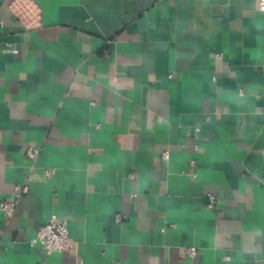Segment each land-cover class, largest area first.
I'll return each mask as SVG.
<instances>
[{"label":"crops","instance_id":"obj_1","mask_svg":"<svg viewBox=\"0 0 264 264\" xmlns=\"http://www.w3.org/2000/svg\"><path fill=\"white\" fill-rule=\"evenodd\" d=\"M16 184L0 264H264L259 0H0V202ZM52 215L73 246L46 254Z\"/></svg>","mask_w":264,"mask_h":264},{"label":"built area","instance_id":"obj_2","mask_svg":"<svg viewBox=\"0 0 264 264\" xmlns=\"http://www.w3.org/2000/svg\"><path fill=\"white\" fill-rule=\"evenodd\" d=\"M259 7L264 10V0H259ZM216 57L221 58V54H216ZM171 76V75H170ZM29 157H32L36 153V149L29 147L26 150ZM163 157H167V151L162 152ZM193 161H191L192 163ZM52 170H45L46 175H50ZM132 176L131 174L129 175ZM27 187L23 184H16L14 186V192L9 199L2 200L0 202V210L6 215L11 216L16 204L17 198L26 193ZM207 207L214 208L217 204V199L211 192L206 193ZM115 221L120 222L122 217L120 215L115 216ZM31 244H38L41 246L46 254H50L54 251H62L70 249L73 246L72 239L68 231V222L65 218H59L55 215L50 216L43 224L37 227L35 236L30 240ZM186 253L190 257L197 255L195 246H188ZM112 264H119L118 262Z\"/></svg>","mask_w":264,"mask_h":264}]
</instances>
